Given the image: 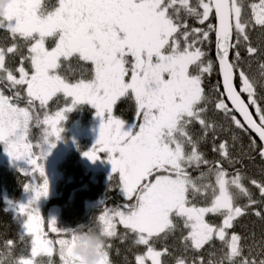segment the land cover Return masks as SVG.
Here are the masks:
<instances>
[{
	"label": "snow or ice",
	"instance_id": "snow-or-ice-1",
	"mask_svg": "<svg viewBox=\"0 0 264 264\" xmlns=\"http://www.w3.org/2000/svg\"><path fill=\"white\" fill-rule=\"evenodd\" d=\"M0 30V142L31 165L21 171L34 193L12 203L18 241L0 248V264H55L54 254L77 264L76 229L46 219L37 202L49 194L44 161L63 139L66 113L84 101L106 119L83 154L95 161L108 153L124 200L105 204L92 224L106 238L101 264H113L118 224L129 250L143 247L135 264H264V231L257 238L233 230L250 211L264 221V179L244 163L264 162V0H8ZM84 63L88 78L74 68ZM217 69L221 79L206 90ZM122 100L135 106L132 123L113 114ZM208 144L218 158H207Z\"/></svg>",
	"mask_w": 264,
	"mask_h": 264
},
{
	"label": "trees",
	"instance_id": "trees-1",
	"mask_svg": "<svg viewBox=\"0 0 264 264\" xmlns=\"http://www.w3.org/2000/svg\"><path fill=\"white\" fill-rule=\"evenodd\" d=\"M46 2L51 5V4H55L56 0H46ZM252 2H258V0H246V3H252ZM212 22L215 23V20H213ZM190 23H194V22L190 21ZM194 26H199V25H194ZM6 35H7L6 33L0 30V42L4 40ZM207 50L209 52V58L215 61L216 56H215L214 45L211 47V49H207ZM242 55L247 56V53L242 51ZM252 67H253V70L255 71L258 67V64L253 63ZM74 68H76L77 71L82 70L84 72L85 78H88L91 75L92 66L90 64L84 63L79 66L74 65ZM218 80H220V75L217 69L213 71L211 76L206 77L205 79L206 90L210 89L213 85H215ZM236 84L239 89L238 79L236 80ZM0 87H3V85H0ZM59 95H63V94L61 93ZM244 98L247 99V96L244 95ZM67 101H68V97L66 98V103L69 104L70 102L68 101L69 102L68 103ZM85 104L86 105L84 106L86 110L84 112L81 109L83 108L82 106H77L76 110L69 112V115H70L69 120L74 123L78 119H81L82 120L80 121L81 123L76 124V126L79 128L88 127L91 129L93 126V122H94V117H95L94 113L96 111V108H93L87 105V103ZM60 106H63L62 101H61ZM49 107L51 110L54 111L57 105L50 102ZM113 113L114 115L125 120L128 123H132L136 118L135 106L131 101L122 100L118 102L117 105L113 109ZM253 113L255 115L254 110H253ZM217 118L219 119V117ZM104 120L105 119L103 118V121ZM100 128H99V131H100ZM95 130L97 129L95 128ZM31 133H32L31 137L33 139V142L35 143V141L40 135V130L37 128H33ZM94 133L95 135H97L96 132ZM241 135H242V143L246 146L249 142L248 136L244 134H241ZM221 138L227 139L228 136L225 135V136H222ZM257 143H260L258 139H257ZM204 150L206 152L208 159L212 160V159L218 158V154L212 151L211 144L204 146ZM19 160H21L22 162L18 160H13V158L6 152L3 142H0V248H2L4 243L9 239L13 241H18L19 221L15 220L16 212H15V209L12 207V203L19 202L24 196V192H25L24 184L25 182H27L28 177H25L21 169H25V167L30 165L25 159H19ZM244 163L246 165L247 172L250 177L256 178L258 180L264 179V176H261L260 171H259V167L264 165V162H262L258 156L256 157V160L254 162H249L248 160H245ZM192 174L193 176H195V175H198L199 173L196 171H193ZM79 175H80V172L77 175V177ZM94 185L95 184L83 185L85 189L81 187H78V189H76L77 186H74V187H70V189H68L67 191L66 189L62 190L61 188L63 192L65 191L67 193L69 191L75 192L76 196H74V198L77 201V203L72 209L70 208L73 205L71 203L69 204L67 203L66 207H61L63 208L61 212L62 216H66L67 218H65L64 221L62 219L57 222L59 227L64 228V229H77L81 225H86L87 222L84 220L86 216L84 212V210L86 209V206L84 205V201L87 199H90L92 193H94L96 190L97 192L105 191V190L107 191L111 190V192L113 190L118 191V188L112 187V183L103 184L100 181L98 182L97 187ZM248 186L251 188L254 194V198L259 199L260 198L259 190L250 184ZM60 199L61 198L57 199L58 202L60 201ZM65 200L67 199L65 198ZM120 201L122 203L124 202L122 197L120 198L119 202ZM241 203H246V201L242 200ZM212 219H214L216 223L220 222L219 218H212ZM121 227L123 226L119 225V227L117 228L118 230L117 237L113 238L110 241L113 245L112 249L110 250V259L113 261V264H135L134 254L137 251L143 250V247L139 246V248H132L131 250H129V241L121 242L119 239V236L121 235L119 233V231H121L120 229ZM233 230L244 236H248L250 235L252 231H254L256 233L257 238H259V236L261 235V232L264 231V221H261L258 217H256L250 211L248 215H245L244 217L239 218ZM169 243L170 244L172 243L171 239L169 240ZM176 243H177V246H179V242L177 241ZM157 246L159 247V245ZM217 247H219L218 241H217ZM116 249H119V254H117ZM18 251L19 249L17 250V253ZM125 257H127V262L125 260ZM58 262H59V258L57 256L56 263ZM169 264H172L171 259H169Z\"/></svg>",
	"mask_w": 264,
	"mask_h": 264
},
{
	"label": "rangeland",
	"instance_id": "rangeland-1",
	"mask_svg": "<svg viewBox=\"0 0 264 264\" xmlns=\"http://www.w3.org/2000/svg\"><path fill=\"white\" fill-rule=\"evenodd\" d=\"M25 67H28L27 64H25ZM6 94H10V93L6 92ZM72 100H73V98L68 97V101L70 103L68 101L67 102L69 104H71ZM85 103H87V105H89L93 108H96L90 102L84 101V102L78 103L73 110H76L77 106H82L83 108H81V109L84 112L86 110V108L84 106V105H86ZM73 110H71V111H73ZM97 111L98 110L96 108L95 112L97 113ZM66 115H67V119L63 122V127H64V131L62 133L63 139L59 140L56 143V146L53 148V149L59 150V154L61 153L60 157L63 156V157H61L62 161L57 166L56 171H53V169H52L54 167V164H55L54 160L52 161L53 163L50 164L52 176H51L50 172H47V176H48V179L50 182L49 194L45 197H41L40 200L37 202V206L39 207L43 216H45L44 215V207L46 205L48 206V208L46 210L49 212V214H51V210H54L55 207L57 209L56 204H57L58 200L57 199L53 200L51 198L52 196H55V195L65 196L67 194L66 191L68 189H70V187L77 186L76 189H78V187L84 188L83 185H86L85 181H87L88 178L90 177L88 174L91 175V173L88 172L89 170L87 169V167L84 164L85 155L83 153L89 150V148H88L89 146H90V148H92V146L94 145L91 142V139H89V138H92L93 136L96 137L97 135H95L94 130L91 128L89 130L90 135L83 136L82 135V133H84L83 130L80 128H77V126H76V124L81 123L80 121H82V120L78 119L77 121H75L73 123L69 120V117H70L69 112L66 113ZM97 116H99V115H97ZM99 117H101V116H99ZM103 118L106 119V117H103ZM97 120L101 121V119H99V118H97ZM83 123H85V122H83ZM74 138H77L76 143H74L73 146L71 145L70 151L66 155H64V150H65L66 146L68 144L74 142ZM98 138L99 137H96L95 141H97ZM88 139H89V141H86ZM87 143H88V145H87ZM47 147H48V145H45V149H47ZM52 150H51V153H52ZM17 160L21 161L19 159H17ZM100 163H101V171L93 172L96 174V176H100V174L102 173V161ZM44 164H45V166H47L46 162H44ZM76 165L78 166V168H76L77 167ZM30 167H31V165L25 167V169L30 168ZM80 168L84 169V172H83L84 176H82V173H80V175L77 177V175L80 172ZM61 188H62V190L66 189L65 193L61 190ZM57 191H59V193H64V194L60 195L57 193ZM118 193L120 194V196L122 195V193L119 189H118ZM33 196H34L33 192L27 191L25 189L24 196L19 202H27ZM74 196H76V194L73 195L71 200H75ZM103 202H104V200L102 198H100V199H87V208L89 206H92L93 204L100 206L103 204ZM50 206H51V209H50ZM74 206H75V204L73 203V205L70 208L72 209V208H74ZM120 229H121V231H119V233L122 234L125 230L123 227H121ZM117 234H118V230H117ZM54 262H56V256L54 257Z\"/></svg>",
	"mask_w": 264,
	"mask_h": 264
},
{
	"label": "flooded vegetation",
	"instance_id": "flooded-vegetation-1",
	"mask_svg": "<svg viewBox=\"0 0 264 264\" xmlns=\"http://www.w3.org/2000/svg\"><path fill=\"white\" fill-rule=\"evenodd\" d=\"M94 116L95 117H94V122H93L92 129L94 130V132H96V134H97L96 137H99L98 136L99 133H100L99 128L101 127V125H102V123L104 121H103V117L97 116L96 112L94 113ZM97 118L101 119V121L97 120ZM77 128H79V127H77ZM95 128L97 130H95ZM80 129H82L83 132H84V133H82L83 136L90 135L89 134L90 128L81 127ZM96 137L93 136L92 138H89V137L88 138L91 139V142L93 144H95L96 143V141H95ZM89 139L86 140V141H89ZM76 140H77V138H74V142H72V143H70V144H68L66 146V148L64 150V155H66L70 151L71 145L73 146V144L76 143ZM87 145H88V143H87ZM88 148L91 149L90 146ZM60 154H59V150L53 149L52 153L47 155L46 160L44 161V162L47 163V166H45L46 172H50L51 176H52V173H51V169H50V164L53 163L52 161L54 160L55 164H54V167L52 169H53V171H56L57 170V166L62 161L61 157H63V156L60 157ZM100 157H101L100 159L102 161V173L100 174V176H96L95 173L88 171L89 173H91V175L87 173L90 177L88 178L87 181H85L86 185L95 184L94 186L97 187L98 186V182L101 181L103 184H111L112 183V187H115V186H113V181L111 179V177L114 176L115 174L112 171L113 165H112L111 161L109 159H107L108 153L107 152H102V153H100ZM76 168H78V166ZM83 172H84V169L80 168V173H82V176H84ZM57 193L60 194V195H63L65 192L64 193H59V191H57ZM74 194H76V193L73 192V191H69L65 196H59V195L52 196L51 198L53 200L54 199H58V198H61V199L56 204L57 209L55 207L54 210H51V214H49V212L46 210L48 208V206L46 205L44 207V215H45L44 217L46 219H48V220H51V219L54 218V219H56L57 222L62 220V219L64 221V219L67 218V217L66 216H62L61 212H62L63 208H61V207H66L67 203L68 204L69 203L76 204L77 203L76 200H71V198L73 197ZM121 197H122V195L120 196V194L116 190H113L112 192H111V190H108V191L105 190V191H100V192H97V190H96L94 193H92L90 199H100V198H102L104 200V202H103V204L101 206L93 204L92 206H89L87 208V200L84 201V205L86 206V209L84 210L85 215H86L84 220L87 222L86 225L90 226V225H92L94 223L95 219L102 212L103 207H104L105 204H107L108 207L118 206L119 204H121L122 202L121 201L119 202V199ZM65 198L67 200H65ZM50 209H51V206H50ZM61 216H62V218H61ZM118 227H119V224L117 225V228ZM55 256L56 255L53 256V259H54ZM56 258H57V256H56ZM55 264H59V262L58 263L55 262Z\"/></svg>",
	"mask_w": 264,
	"mask_h": 264
},
{
	"label": "clouds",
	"instance_id": "clouds-1",
	"mask_svg": "<svg viewBox=\"0 0 264 264\" xmlns=\"http://www.w3.org/2000/svg\"><path fill=\"white\" fill-rule=\"evenodd\" d=\"M8 0H0V12ZM106 238L95 225H84L75 232V240L71 245L70 256L77 264H101L104 259ZM34 264H42L40 257H32ZM51 264V260H49Z\"/></svg>",
	"mask_w": 264,
	"mask_h": 264
},
{
	"label": "water",
	"instance_id": "water-1",
	"mask_svg": "<svg viewBox=\"0 0 264 264\" xmlns=\"http://www.w3.org/2000/svg\"><path fill=\"white\" fill-rule=\"evenodd\" d=\"M220 79H221V77H220ZM245 101L247 102L246 98H245ZM229 105L231 107L230 102H229ZM257 139L259 140L258 137H257ZM100 162H101V159H97L95 161H92L89 157H87V156L84 157V164L90 172H99L101 170V163Z\"/></svg>",
	"mask_w": 264,
	"mask_h": 264
}]
</instances>
